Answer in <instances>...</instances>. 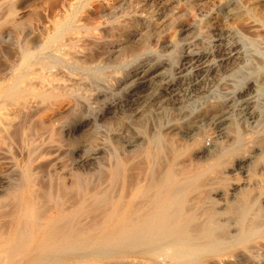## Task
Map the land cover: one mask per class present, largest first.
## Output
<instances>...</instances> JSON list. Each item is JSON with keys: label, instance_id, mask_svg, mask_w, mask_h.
I'll return each mask as SVG.
<instances>
[{"label": "rangeland", "instance_id": "obj_1", "mask_svg": "<svg viewBox=\"0 0 264 264\" xmlns=\"http://www.w3.org/2000/svg\"><path fill=\"white\" fill-rule=\"evenodd\" d=\"M4 244L264 264V0H0Z\"/></svg>", "mask_w": 264, "mask_h": 264}, {"label": "bare ground", "instance_id": "obj_2", "mask_svg": "<svg viewBox=\"0 0 264 264\" xmlns=\"http://www.w3.org/2000/svg\"><path fill=\"white\" fill-rule=\"evenodd\" d=\"M55 23H57L58 24V22H55ZM57 26V25H56ZM58 26H60L61 27V25H58ZM58 29V28H57ZM61 29V28H60ZM61 31V30H60ZM30 55L29 56H26L25 57V59H24V64H26L29 60H30ZM259 87V86H258ZM3 89V88H2ZM258 89H261L260 87L258 88ZM263 89H261V91H262ZM203 152V151H202ZM204 153V152H203ZM249 161H251V160H249ZM251 163V162H250ZM245 164V163H244ZM176 202H177V199H176V197H170L169 199H167L166 201H164V202H162V205L160 206V208H159V211H158V214H157V217H158V220L159 221H161V220H163V218L166 216V212H167V210H169V209H171L174 205H176ZM175 209V208H174ZM173 209V210H174ZM176 210V209H175ZM178 215H179V211H178V213H177ZM46 222V221H45ZM160 223V222H159ZM174 225V224H173ZM200 226V225H199ZM206 226V225H205ZM163 227V226H162ZM193 227V226H192ZM201 227V226H200ZM176 228V227H175ZM194 229V228H193ZM198 233V232H197ZM187 234V233H186ZM178 236V235H177ZM210 236V235H209ZM230 236V235H229ZM178 237H180V235L178 236ZM182 237V236H181ZM187 237V236H186ZM189 237V236H188ZM206 237V236H205ZM171 238V237H170ZM184 238H185V236H184ZM204 238V237H203ZM208 238V237H207ZM214 238V237H213ZM225 238H227V237H225ZM229 238V237H228ZM235 238V237H234ZM178 239H182V238H178ZM233 239V238H232ZM216 240V239H215ZM232 241V240H231ZM215 242V241H214ZM229 242V241H228ZM209 243V242H208ZM180 244V243H179ZM178 244V245H179ZM184 244V243H183ZM214 244V243H213ZM212 244V245H213ZM181 245V244H180ZM212 245H210L211 247H212ZM6 246H7V244L5 245H0V254L3 252L4 253V249L6 248ZM175 246H177V245H175ZM201 246V245H200ZM214 246V245H213ZM206 247V246H205ZM204 249V248H203ZM204 253V252H203ZM202 253V254H203ZM15 254V253H14ZM195 254V253H194ZM199 254V253H198ZM4 255V254H3ZM2 256V255H1ZM0 256V257H1ZM5 256V255H4ZM185 256H188V255H185ZM6 259V258H5ZM4 259V260H5ZM188 259H190L189 257H188ZM187 259V257L186 258H184L183 260H188ZM12 264V263H11Z\"/></svg>", "mask_w": 264, "mask_h": 264}]
</instances>
